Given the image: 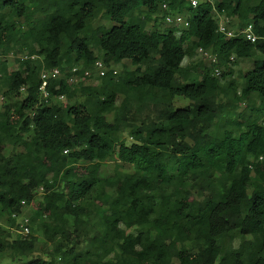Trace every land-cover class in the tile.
<instances>
[{"label": "trees", "instance_id": "16d2710c", "mask_svg": "<svg viewBox=\"0 0 264 264\" xmlns=\"http://www.w3.org/2000/svg\"><path fill=\"white\" fill-rule=\"evenodd\" d=\"M0 91V264H264V0H0Z\"/></svg>", "mask_w": 264, "mask_h": 264}, {"label": "built area", "instance_id": "2783aa9c", "mask_svg": "<svg viewBox=\"0 0 264 264\" xmlns=\"http://www.w3.org/2000/svg\"><path fill=\"white\" fill-rule=\"evenodd\" d=\"M189 5L192 7H197L203 0H185ZM163 8L167 9L168 4L164 3ZM216 17L218 19V29L220 32L224 33L228 37H232L238 33L236 28H234L233 25V19L227 15H221L218 12H216ZM164 22L167 26L169 27H176L178 29H185L188 28L190 25V21L188 19V16H186L184 13L179 12V11H172L170 10L168 13H166L164 17ZM241 34H243L248 40L250 41H255L257 39V36L253 32V25L249 24L245 29L239 30ZM204 57L209 59L210 61L215 62L216 57L214 54L211 53L210 50L204 49V48H199L198 50ZM78 71V66H75L72 68V72L76 73ZM108 71V67L104 64L103 61L98 60L94 64L92 69H87L84 71L83 77H91V76H102L105 75ZM115 74L118 73V70L114 68L113 71ZM216 74L220 75V70H216ZM61 75V68L60 67H54L49 70H45L41 74L42 78V85L40 87L43 98L47 99L50 96V93L47 89L48 83L51 78H58ZM74 77H71L70 80H73ZM24 91V88L21 89ZM62 98V97H60ZM264 124V122H263ZM25 205V202H23ZM13 217H17V220L19 218H22L20 221L18 220V223L20 224V234L22 235L23 238H27L28 235L30 234V227H29V215H24V212L21 214H16L14 213L12 215Z\"/></svg>", "mask_w": 264, "mask_h": 264}, {"label": "rangeland", "instance_id": "374dc122", "mask_svg": "<svg viewBox=\"0 0 264 264\" xmlns=\"http://www.w3.org/2000/svg\"><path fill=\"white\" fill-rule=\"evenodd\" d=\"M101 24H105V25H107V26H111L113 23L112 22H110L109 20H106V19H102V18H100V19H97V20H95L94 22H93V25L94 26H98V25H101ZM161 26L162 27H167V25L165 24V22L164 21H162L161 22ZM151 27H153V22L152 21H150L149 22V24H148V28H151ZM204 58H206V57H204L199 51L197 52V54L194 56V58L193 59H190V60H194V61H197V60H205ZM10 60L12 61V62H14V60H13V58H12V56H11V58H10ZM189 58H187V59H185L184 60V65L185 64H187L189 61ZM206 60H209V59H206ZM123 67V63H120V64H118V65H116L115 66V69H117L118 71L120 70L121 71V68ZM250 68H252V61L251 60H249V59H244V60H242L241 61V63L238 65V66H236V70L238 71V70H243V71H245V70H248V69H250ZM72 82H80L81 81V79H78V78H76V77H74V79L73 80H71ZM96 83V79H92V80H90V83ZM4 101V99H3V97H2V91H0V105H1V103ZM189 103V101L187 100V99H184V98H182V97H177L176 99H175V103H174V106L175 107H181V106H185V105H187ZM11 148V147H10ZM114 166H115V162L114 161H107V162H105L104 164H103V167H102V175L103 176H108V175H110V174H112L113 173V170H114ZM31 211V208H25V210L23 211L24 212V215H29V212ZM22 218H19L18 220L20 221ZM238 241H239V239H235V241H234V243L235 244H238ZM3 260V259H2ZM6 259H4L3 261H5ZM27 259L26 258H22V259H19V260H17L15 263H19L20 261H26ZM7 262V261H6Z\"/></svg>", "mask_w": 264, "mask_h": 264}]
</instances>
